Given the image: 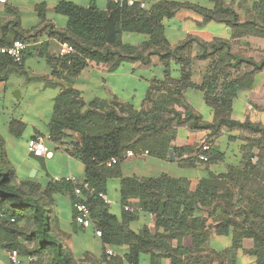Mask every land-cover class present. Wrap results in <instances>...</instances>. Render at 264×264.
<instances>
[{
  "label": "trees",
  "instance_id": "obj_1",
  "mask_svg": "<svg viewBox=\"0 0 264 264\" xmlns=\"http://www.w3.org/2000/svg\"><path fill=\"white\" fill-rule=\"evenodd\" d=\"M136 1L145 2L146 7L141 9L138 3L127 7L111 2L106 11L66 2L56 6V13L67 18V25L63 30L49 25V33L73 46L74 54L61 58L71 75L78 74L88 64L108 65L113 71L126 62L148 66L151 58L157 57L164 68V80L150 86L139 109L122 103L105 107L94 102L86 106L76 91H61L47 125L50 140L68 139L71 146L68 154L84 165L85 181L96 193L106 195L105 179L122 163L126 152L166 159L169 144L179 128L208 131L209 139L217 137L223 129L236 130L245 135L243 169L238 166L228 175L220 176L235 186H224L222 191L220 182L200 180L196 190L191 192L186 180L165 175L143 180L125 178L127 187L120 201L121 220L127 223L138 214H150L154 217L156 232L144 227L139 234L129 230L120 234L116 226L119 218L109 212L108 206L86 191L76 198L74 186L65 181V177L58 182L51 179L44 189L32 181H17L0 138V246L16 250L22 264H115V258L107 260L105 255L101 260H76L57 238L52 215L54 195L68 190L73 203L78 200L88 206L93 226L95 224V229L101 232L104 243L127 245L126 264H139L141 255H148L150 264H157L160 258L168 264H238L237 253L245 240L253 243L247 254L255 258V264H264V183L256 189L249 185L250 175L263 169L264 128L231 118L232 103L238 92L251 88L254 76L264 71V57L259 61L248 57L249 45L242 46L241 42L248 37L264 39V0L253 2L244 21L239 20L234 0L228 5L222 0H210L214 4L212 9L165 0ZM179 10L193 11L202 17V23L224 24L230 29V38L206 43L189 37L171 46L164 36L162 21L171 19ZM126 33L144 35L146 39L139 45L130 44L123 40ZM27 39L22 32H17L16 40L26 42ZM192 44L197 46L193 59L208 62L200 85L190 81L193 59L188 53ZM235 47L241 50L234 52ZM172 63L177 66V78L171 76ZM22 64L0 58V70L8 65L19 69ZM168 85L171 88H166L167 95L155 100L151 97L153 92ZM187 88L203 93L206 105L213 110V122H203L185 102L182 91ZM20 129L19 122H10L12 134L17 135ZM252 149L257 150L255 163L250 154ZM174 155L183 167L192 168L223 160V155L212 148L205 153L206 162L198 160L200 152L195 147L176 148ZM184 155L189 156L183 158ZM112 157L118 158V163L106 168L104 163ZM128 197L138 199L139 211H124ZM208 220L211 226L207 225ZM159 228L161 233L157 232ZM211 229L216 236L229 237L231 246L222 251L210 249ZM186 237L191 238V247L182 246L181 241ZM29 257L36 260L28 262Z\"/></svg>",
  "mask_w": 264,
  "mask_h": 264
},
{
  "label": "crops",
  "instance_id": "obj_2",
  "mask_svg": "<svg viewBox=\"0 0 264 264\" xmlns=\"http://www.w3.org/2000/svg\"><path fill=\"white\" fill-rule=\"evenodd\" d=\"M169 3L192 4L206 9H212L214 4L210 0H165ZM225 5L231 3L232 0H222ZM255 0H234L233 5L236 13L239 15V20L244 21L246 11L251 8ZM62 2L71 3L76 6L97 9L106 11L110 0H7L6 3H0V43L11 44L16 40L17 32H22L27 39L25 43L28 45V50L25 55L24 62L19 69H14L10 65L2 67L0 70V97L3 99L6 95V82L14 74H22L27 77V84L23 86H15V91L18 90V100L23 97L30 105L33 118L41 120L45 124V129L40 128L35 121L26 122L23 117L10 119L6 124V137H1L4 148L7 154V160L10 166V154L15 150V139L21 138L24 160L22 163L26 166L25 176H19L16 173L17 181H32L44 189L51 179L54 177L73 176L83 181L85 180L84 165L74 157L68 154L69 140L64 137L57 140H50L47 125L51 118V113L54 106V101L61 91L71 89L78 93L79 98L86 106L92 105L94 102L105 107L115 105L116 103L129 104L135 109H139L146 98L150 86L158 81L164 80V68L157 57L151 58V63L148 66H143L140 63H123L115 70H109L108 65H92L81 69L78 74L71 75L67 68L62 64V59L58 56V48L60 42L56 36L49 33V27L52 26L56 30H63L67 25V18L56 13V6ZM92 7V8H91ZM50 25V26H49ZM164 36L171 46H176L189 37L197 38L203 42L210 43L214 39L230 38V29L222 23L213 21L202 23V17L190 10H179L171 19L162 21ZM146 37L139 34L126 33L123 36L124 42L139 45ZM259 38H244L241 40L242 46L246 43L249 45L247 56L252 57L251 50L254 47L264 51V46L258 42ZM262 40V39H261ZM24 42V41H23ZM241 49L234 48V52ZM257 50V49H256ZM197 51V46L192 44L191 50L188 53L193 59ZM30 57L38 59L32 64H29ZM207 61L192 60L190 81L195 85H200L203 82L206 73ZM171 76L177 78L179 73L177 66L171 64ZM33 85V86H32ZM167 89L171 85L162 88L159 92H153V99H157L162 95H167ZM33 91L32 94H29ZM182 96L185 102L196 113L201 116L203 122H213V110L206 105L203 93L196 88H187L182 91ZM3 103V102H2ZM177 110H181L175 107ZM2 111V106H1ZM231 118L235 121H249L253 124H259L264 128V71L258 72L254 76L251 88L238 92L232 103ZM11 121H17L21 125V129L17 135L9 131ZM43 137L48 144L49 153L45 156V160L53 159V163H59L64 160L61 171L51 177L43 175L40 172L44 170V166L36 161H29L31 154L28 153L26 145L32 137ZM208 131H192L188 128H179L176 131L175 138L170 142L166 159H160L153 156H134L124 158L122 163L117 168L112 169V172L105 179V191L108 195L107 186L109 182L117 181V187L114 188L115 199L113 204L108 206L111 214L119 218L116 226L120 228L118 232L123 234L127 230L136 234L141 233L144 227L150 232H156L154 217L150 214H138L134 220L124 223L121 220V197L125 193L127 184L124 183L125 178H136L143 180L146 178H159L163 175L172 179L186 180L189 185V191L194 192L200 180H210V182H220L223 186L234 187L235 185L229 180L221 179L220 176L228 175L234 168L243 169V151L246 142L244 134L236 130L223 129L217 137L208 138ZM203 141L210 143L211 148L223 155V160L210 164L208 166L197 165L192 167H183L180 164L181 160L176 158L174 150L176 148L195 147L198 151L200 144ZM25 148V149H24ZM173 151V161H170L169 151ZM256 149H252V163H255L257 157ZM189 155H184L187 158ZM44 158V157H43ZM41 159V158H40ZM45 161V162H46ZM170 166L180 169L182 172L187 171V175L180 176L172 174L169 171ZM13 168V167H12ZM35 170L34 177H28V172ZM264 169V165H263ZM261 169V171L263 170ZM33 171V170H32ZM151 171H155L152 174ZM259 171H254L250 175L249 185H253L255 180L254 175ZM79 177V178H78ZM214 177H217L214 178ZM264 182H262L263 184ZM109 196V195H108ZM111 199V198H110ZM129 206L137 207V198L128 197L126 199ZM73 197L68 190L57 192L54 195L53 218L55 219V233L57 238L62 243L63 247L69 249L74 258L79 261L87 262L88 260H101L104 256V247L109 246L117 254L115 264H126L125 254L128 251L127 245L112 246L103 242L101 238L95 236V224L90 228H82L74 221L75 211L72 207ZM115 208L119 209V213L115 212ZM207 225L211 226V220L207 221ZM121 230L122 233H121ZM157 232L161 233L159 228ZM226 239V240H225ZM173 244L175 242L173 241ZM182 246L191 247L192 240L186 237L181 241ZM210 249L214 251H222L231 246L229 237L216 236L211 229ZM220 246V247H219ZM253 243L251 240H245L242 243V248L238 251V264H255V258L247 254L252 249ZM0 252V261L6 262V249ZM148 258V255H141V258ZM142 258V259H143ZM102 264H108L102 262ZM157 264H168L167 260H157Z\"/></svg>",
  "mask_w": 264,
  "mask_h": 264
},
{
  "label": "built area",
  "instance_id": "obj_3",
  "mask_svg": "<svg viewBox=\"0 0 264 264\" xmlns=\"http://www.w3.org/2000/svg\"><path fill=\"white\" fill-rule=\"evenodd\" d=\"M7 0H0L1 4L6 3ZM110 2L114 5L119 6H127L132 7L136 3H138L139 7L141 9H144L146 7L145 2H138L136 0H110ZM28 48L27 43L21 41V40H15L9 45H0V58H6L8 60H11L14 64L21 65L23 63L24 53L26 49ZM75 50L72 45L69 43H61L58 48V56L60 58L70 57L72 54H74ZM70 62L68 61L67 64ZM26 149L28 153H30L32 156L36 158H43L49 153V148L45 143V139L43 137H36L33 139H29L26 145ZM211 149V145L207 141H203L199 146V152L200 155L198 156V160L202 162L207 161V157L205 153ZM135 154L132 151L126 152L124 158H131L134 157ZM118 163V158L112 157L108 161L104 163L106 168H111L114 165ZM61 178L54 177V181H60ZM65 181L70 182L74 186V195L76 198H79L83 191H86L87 193L91 195H96L97 198L103 201V203L107 206L111 205L110 200L107 198V195L104 193H96L93 188H91L86 181L78 180L72 176H66L64 178ZM73 209L75 211V217L74 221L82 228H90L93 227V221L91 218L90 209L88 206L80 201H75L73 203ZM124 211L128 213H132L134 211H139L137 207H132L129 205L124 206ZM95 236L100 238L101 232L98 230H95ZM104 255L106 256L107 260H110L112 258H117L118 254L109 246L104 247ZM7 260L6 262H1L0 264H22L18 253L16 250H7L6 252ZM28 262L35 261L36 258L29 257Z\"/></svg>",
  "mask_w": 264,
  "mask_h": 264
},
{
  "label": "rangeland",
  "instance_id": "obj_4",
  "mask_svg": "<svg viewBox=\"0 0 264 264\" xmlns=\"http://www.w3.org/2000/svg\"><path fill=\"white\" fill-rule=\"evenodd\" d=\"M260 45L264 46V39H260L258 40V42ZM255 50H251V54H253L254 58L256 60H259L260 58L264 57V51L259 50L258 48L254 47ZM257 49V50H256ZM247 53V52H246ZM38 59L30 57L28 59L29 64L34 63L35 61H37ZM27 84V77H25L22 74H14L12 75L9 80L6 82V95L3 99L0 97V136L1 137H6V124L7 122L12 119V118H16V117H23L25 119L26 122L30 123L32 121H35L36 124H38V126L40 128H43V130L45 129V124L43 121L38 120L36 118H33V114L32 111L30 109V105L27 103V101L24 99V97L21 100H18V90L15 91V86H23ZM33 86V85H32ZM33 91H30L29 94H32ZM3 102V103H2ZM1 106H2V111H1ZM15 150L11 151L10 154V166L13 167V169L15 170V172L17 173V175L19 176H25L27 173H25V165L22 163V160H24V153L22 150V143H21V138H16L15 139ZM46 145L48 146V144L46 143ZM25 149V148H24ZM29 161L30 162H34V164H36V166H38L37 162H40L41 165L40 166H44V170L40 172L43 173V175H48V177L53 176L54 174H58L57 172L61 171V167L64 164V160L61 159V161L59 163H53V159H49L48 161L45 160L44 158H34V157H29ZM46 161V162H45ZM169 169H171L169 172L172 174H179L180 176H185L187 175V171L182 172L180 169L178 168H174V166H170ZM34 170V169H32ZM31 170V171H32ZM31 171L28 172V177L31 175ZM35 171V170H34ZM152 174H155V171H151ZM255 180L253 182V185H251V188L256 189L258 187H260L262 185V182H264V169L262 171L257 172L255 175ZM79 178V177H78ZM117 181H113V182H109L108 186H107V190H108V195L107 198L110 200L111 205L113 204L112 199H115V195H114V188L117 187ZM232 187V185H230ZM223 191L224 186L221 185L220 187ZM234 190H236V188H234ZM111 198V199H110ZM115 212L119 213V209L115 208ZM226 240V239H225ZM220 247V246H219ZM2 248L0 246V252ZM143 258V257H142ZM140 260V264H149V260L148 258L145 260V258H143Z\"/></svg>",
  "mask_w": 264,
  "mask_h": 264
},
{
  "label": "water",
  "instance_id": "obj_5",
  "mask_svg": "<svg viewBox=\"0 0 264 264\" xmlns=\"http://www.w3.org/2000/svg\"><path fill=\"white\" fill-rule=\"evenodd\" d=\"M92 8V7H91ZM169 158H170V161H173V151L172 150H170L169 151ZM34 174H35V171L33 170V171H31V175H30V177H34ZM85 181V180H84Z\"/></svg>",
  "mask_w": 264,
  "mask_h": 264
}]
</instances>
